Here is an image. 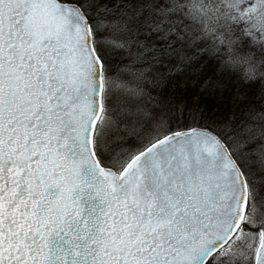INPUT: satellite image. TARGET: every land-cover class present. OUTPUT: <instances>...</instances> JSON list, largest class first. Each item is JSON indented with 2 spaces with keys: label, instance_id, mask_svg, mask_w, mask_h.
Wrapping results in <instances>:
<instances>
[{
  "label": "snow or ice",
  "instance_id": "6c2138e0",
  "mask_svg": "<svg viewBox=\"0 0 264 264\" xmlns=\"http://www.w3.org/2000/svg\"><path fill=\"white\" fill-rule=\"evenodd\" d=\"M0 264H264V0H0Z\"/></svg>",
  "mask_w": 264,
  "mask_h": 264
}]
</instances>
